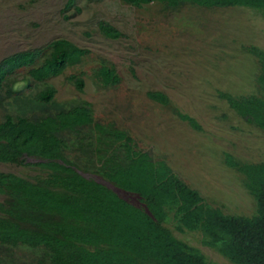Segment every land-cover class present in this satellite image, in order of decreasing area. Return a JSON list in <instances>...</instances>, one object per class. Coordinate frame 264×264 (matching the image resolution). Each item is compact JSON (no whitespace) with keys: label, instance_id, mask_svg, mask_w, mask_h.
I'll use <instances>...</instances> for the list:
<instances>
[{"label":"trees","instance_id":"1","mask_svg":"<svg viewBox=\"0 0 264 264\" xmlns=\"http://www.w3.org/2000/svg\"><path fill=\"white\" fill-rule=\"evenodd\" d=\"M72 0H67L70 3ZM140 6L157 2L177 8L242 6L264 15V0H120ZM108 37L119 30L98 19ZM256 62V91H219L244 121L264 130V49L243 46ZM88 49L66 37H52L0 57V162L25 165L32 175L0 170V264H222L174 233L198 231L202 244L233 264H264V161L225 163L242 174L253 197L249 215L224 211L175 174L163 156L142 145L139 137L94 117L86 100L56 99L52 79L63 74L76 90L83 69H73ZM89 68L102 86H116L114 67L97 58ZM146 95L167 104L161 90ZM173 113L194 129L191 115ZM95 172L133 193L138 202L82 175Z\"/></svg>","mask_w":264,"mask_h":264},{"label":"rangeland","instance_id":"2","mask_svg":"<svg viewBox=\"0 0 264 264\" xmlns=\"http://www.w3.org/2000/svg\"><path fill=\"white\" fill-rule=\"evenodd\" d=\"M0 0V57L13 50L66 37L88 49L73 69H83V86L76 90L63 74L52 79L55 97L86 100L94 117L111 118L139 137L142 145L163 156L172 171L196 188L207 201L232 213H253L254 199L243 186L242 174L225 163V153L238 161H264V130L244 121L219 96L256 91L257 65L243 46L264 49V15L242 6L177 8L157 2L133 6L120 0ZM98 19L119 30L117 37L101 33ZM97 58L109 62L120 77L105 87L91 76ZM149 89L168 96L160 104ZM177 108L196 119L194 129L179 119ZM0 170L32 175L25 165L0 162ZM84 176L109 186L124 199L137 197L101 175L77 168ZM174 233L198 247L207 258L233 264L200 241L198 231Z\"/></svg>","mask_w":264,"mask_h":264}]
</instances>
